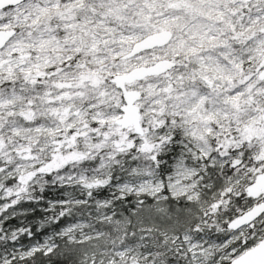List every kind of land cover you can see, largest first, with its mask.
Masks as SVG:
<instances>
[{
  "label": "snow or ice",
  "instance_id": "1",
  "mask_svg": "<svg viewBox=\"0 0 264 264\" xmlns=\"http://www.w3.org/2000/svg\"><path fill=\"white\" fill-rule=\"evenodd\" d=\"M0 264H264V0H0Z\"/></svg>",
  "mask_w": 264,
  "mask_h": 264
}]
</instances>
